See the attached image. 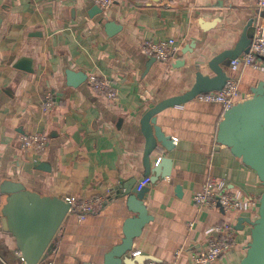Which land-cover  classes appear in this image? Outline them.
Returning a JSON list of instances; mask_svg holds the SVG:
<instances>
[{
    "label": "crops",
    "instance_id": "0c3cea01",
    "mask_svg": "<svg viewBox=\"0 0 264 264\" xmlns=\"http://www.w3.org/2000/svg\"><path fill=\"white\" fill-rule=\"evenodd\" d=\"M256 13L255 0H112L107 8L94 0H0V182H20L65 201L101 200L84 221L65 218L48 257L53 264H103L121 242L129 216L121 192L144 177L142 117L158 102L190 90L197 71L210 74L209 61L235 46ZM107 22L118 26L110 35ZM168 38L180 44L169 63L140 49L145 40ZM21 58L30 61L31 71L15 67ZM68 70L105 77L117 100L98 94L87 79L68 86ZM235 78L239 102L251 97L264 74L241 67ZM223 115L221 105L194 98L156 116L174 149L167 155L170 175L147 186L153 220L134 240L131 254L137 253L138 264H191V254L207 247L205 230L222 223L234 227L236 242L215 264H237L244 256L263 187L217 142ZM37 133L48 137L45 152L23 151L22 137ZM157 160L152 156V166ZM211 177L243 192L249 211L197 209L192 195ZM0 258L22 264L13 238L1 228Z\"/></svg>",
    "mask_w": 264,
    "mask_h": 264
},
{
    "label": "water",
    "instance_id": "95a60500",
    "mask_svg": "<svg viewBox=\"0 0 264 264\" xmlns=\"http://www.w3.org/2000/svg\"><path fill=\"white\" fill-rule=\"evenodd\" d=\"M98 8V7H97ZM101 13L102 10L98 8ZM256 19L244 27L237 43L231 49L214 56L207 68L210 74L197 71L195 83L182 95L158 102L141 119V128L146 143L144 149V177L155 185L170 175L172 160L167 155L174 149L173 140L156 125V116L166 108L182 105L197 95L221 91L228 80L225 68L229 62L249 52ZM1 25V18H0ZM108 35L118 26L105 23ZM151 60H154L151 58ZM30 61L21 58L15 67L31 71ZM67 85L78 87L87 76L82 72L68 70ZM217 142L228 147L231 153L242 160L257 175L263 190L259 198L258 215L250 221V241L245 254L237 264H264V81L252 88L251 97L237 102L224 112L216 133ZM158 158L154 166L151 158ZM136 186H124L126 211L129 215L123 224L121 242L105 254L103 264H138L139 257L131 254L134 240L144 227L153 220L147 212L149 188L137 191ZM0 228L10 235L16 250L25 264H38L54 251V241L70 209V202L57 197L41 195L28 190L20 182L9 179L0 182Z\"/></svg>",
    "mask_w": 264,
    "mask_h": 264
},
{
    "label": "built area",
    "instance_id": "2783aa9c",
    "mask_svg": "<svg viewBox=\"0 0 264 264\" xmlns=\"http://www.w3.org/2000/svg\"><path fill=\"white\" fill-rule=\"evenodd\" d=\"M94 2L100 8H107L112 0H94ZM255 6L257 9L255 15L256 23L249 52L229 62V66L226 70L228 80L221 91L199 94L195 97L196 100L219 104L225 112L237 103L236 98L239 95V89L235 75L241 67L251 69L256 73L264 74V0H255ZM140 49L147 57L153 58L159 62L169 63L173 59V56L179 51L180 44L174 38L156 42L145 40L141 43ZM87 82L98 94L105 96L113 102L117 100V91L105 77L90 75L87 78ZM52 104L51 94H45L44 108L49 110ZM47 145L48 137L43 133L24 135L21 139V149L35 155L43 154ZM148 185H150V178L143 177L137 182L135 188L137 191H141ZM67 202L71 204L67 216H75L80 222L84 221L88 215L94 213L101 205V200L98 198L79 199ZM192 203L197 209L244 213L249 211L251 202L248 197L244 196L243 192L237 190L231 191L224 180H217L211 177L204 182L200 190L192 195ZM204 235L207 239V247L200 253L195 252L191 254V264H215L224 253L234 247L236 242V230L229 223L211 226L205 230ZM136 254L137 253H134V255ZM181 254L182 250H178L175 255L179 257ZM48 257L44 260H40L38 264H53ZM21 261L22 264H25L22 258ZM0 262L2 264H7L1 258ZM148 264L160 263L150 261Z\"/></svg>",
    "mask_w": 264,
    "mask_h": 264
},
{
    "label": "trees",
    "instance_id": "16d2710c",
    "mask_svg": "<svg viewBox=\"0 0 264 264\" xmlns=\"http://www.w3.org/2000/svg\"><path fill=\"white\" fill-rule=\"evenodd\" d=\"M0 208H1V206H0Z\"/></svg>",
    "mask_w": 264,
    "mask_h": 264
}]
</instances>
